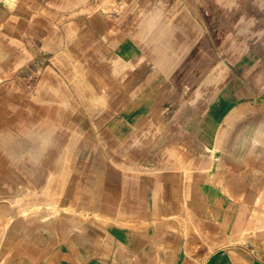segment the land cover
I'll return each mask as SVG.
<instances>
[{
    "label": "crops",
    "instance_id": "1",
    "mask_svg": "<svg viewBox=\"0 0 264 264\" xmlns=\"http://www.w3.org/2000/svg\"><path fill=\"white\" fill-rule=\"evenodd\" d=\"M0 264H264V0H0Z\"/></svg>",
    "mask_w": 264,
    "mask_h": 264
}]
</instances>
